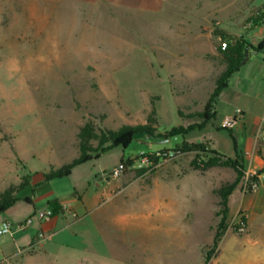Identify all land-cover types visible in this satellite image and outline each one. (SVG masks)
<instances>
[{"label": "rangeland", "instance_id": "374dc122", "mask_svg": "<svg viewBox=\"0 0 264 264\" xmlns=\"http://www.w3.org/2000/svg\"><path fill=\"white\" fill-rule=\"evenodd\" d=\"M263 12L264 0H0V197L30 175L40 177L76 159L78 135L88 122L101 134L147 125L153 117L156 136L202 123L197 115L223 70L222 35L243 36L257 46L264 37L255 38L252 30L264 23L252 21ZM224 108L216 107L217 120L193 143L211 149L206 138H212L227 153L229 133L213 128L226 117ZM182 141L137 136L127 148L111 149L67 178L23 189L19 197L33 201L49 191L70 196L71 187L93 194L122 159L146 154L151 162L150 168L133 163L119 179H108L119 185V194L101 210L88 207L80 225L60 223L55 256L47 255L44 263L206 264L212 251L214 264L228 233L245 238L248 216L238 209L242 178L229 198L225 234L213 250L223 220L217 192L235 183L238 173L224 166L207 169L210 157L199 150L175 151L161 164L169 152L158 151ZM163 193H174L165 203H174L179 215H164L158 200ZM42 203L10 210L32 224L19 230L20 223L9 219L13 234L0 235V264L15 260L12 241L29 247L40 225L37 213L47 211Z\"/></svg>", "mask_w": 264, "mask_h": 264}, {"label": "crops", "instance_id": "0c3cea01", "mask_svg": "<svg viewBox=\"0 0 264 264\" xmlns=\"http://www.w3.org/2000/svg\"><path fill=\"white\" fill-rule=\"evenodd\" d=\"M252 31H255V38L264 37L263 27H256L255 30ZM221 105L225 106L224 115L226 117L219 126H213V128L217 133L221 130H225L229 133V146H227L228 154L226 152V154L221 152L222 145L215 144L212 138H206L211 141V149L216 150L224 157L232 160H235L238 154L242 155L246 162V169L251 162L257 166H261L263 163L261 158V150L263 147L262 139L264 138V133H260L261 127L264 124V50L260 53L249 54L245 65L230 78L228 89L220 98L218 106ZM228 117H237L238 119L236 125L231 129H227L223 126L224 120ZM208 126L204 130H197L190 133L186 138L187 141L193 143L197 142L198 138H205L198 133L204 132ZM163 150H167L169 153L175 152L174 148ZM130 159L135 160V158ZM136 162L137 161H134V163ZM165 163H168V161ZM46 173L47 172H43V175H40V177H36L39 172L30 175V183L27 187L35 188L48 182L54 183L60 180L55 179L46 181L44 177ZM99 186L100 185H98V187ZM118 186V184L104 178L101 180V189L93 194L85 195V193L71 187V194L67 197L55 191H49L40 197H36L34 201L31 198H21V201L17 202L4 213V217L2 219L0 218V223L10 221L9 219L22 223V219L15 216L16 213H11L10 210L17 208L22 203H33L37 205L39 200L43 202L42 204H46L45 209L47 211L38 212V218L40 213H51L52 216L49 220L39 219L40 225L28 248L18 247L17 243L12 241L11 243L16 249V252L13 253V258L15 260L13 261L11 257L5 258L1 264L5 263V260H12L13 264H45L44 259L47 255L51 254V256H55L56 249L52 242L54 237L60 234L61 230L58 229L60 223L64 222L66 228L78 224L80 225L85 216L89 214L88 207L96 206L97 209L101 210L103 205L105 206L106 203L112 201L113 198L111 197H115L119 194H115V190ZM168 188L170 191L171 187ZM240 194L241 201L238 209H243L247 213L248 234L245 238L239 239L236 235L228 233L221 242L220 255L217 257L214 264H264V192L243 190V193ZM174 197V193H163L162 196L158 197L160 203L162 200L161 205L164 215L180 214L179 209L174 203H172V205L165 203V199L172 200ZM27 199H29V202L26 201ZM55 204L58 205L60 209L56 214L54 213ZM21 208L23 207H19L17 211L14 212L18 213ZM80 211H84L83 216H79ZM28 250H31L32 253L26 254ZM223 251L229 253V258H227V255L224 256ZM240 255L243 257L241 258L244 259L243 261H240ZM58 260H60V258Z\"/></svg>", "mask_w": 264, "mask_h": 264}, {"label": "trees", "instance_id": "16d2710c", "mask_svg": "<svg viewBox=\"0 0 264 264\" xmlns=\"http://www.w3.org/2000/svg\"><path fill=\"white\" fill-rule=\"evenodd\" d=\"M252 23L254 24V26H260L261 24H263L264 12L258 16H255ZM222 39L224 43L227 44V47L225 49H222V46L219 48L223 70L215 79L214 92L207 100L204 111L197 115L202 120V123L190 125L187 128H185L184 126L174 127L166 131L164 134L156 136V128L152 127V124L156 123V119L153 117L149 118L147 125H127L123 126L118 131H109L101 134H98L96 132V128L93 123L88 122L81 128L78 135L80 142L79 156L71 163L66 164L58 169H51L49 172H47L44 176L46 181L67 178L72 174L73 170L76 167L99 158L107 151L117 147L127 148L137 136L146 135L151 138H157L160 141H168L172 138L181 137L183 141L175 146L174 151L189 153L199 150L206 153L210 157L208 163L206 164L207 169L224 166L231 167L238 173V179L235 183L224 186L217 192L218 196L221 199L220 205L223 208V220L220 223L215 234L214 244L212 247L213 250L217 249L227 229L226 219L229 213V198L237 189L242 178H244L246 162L244 160V157L240 154H238L235 160L228 159L223 155H220V153H218L216 150L209 149V146L201 143H189L186 138L190 133L197 130H204L209 124H212L217 120L216 107L220 102L222 94L228 89L230 78L245 65L249 54L260 53L264 50V39L257 46L249 45L246 42L245 37L243 36L240 38H231L228 35L223 34ZM178 114L182 116L181 112H179ZM92 141L99 143V147L97 149L92 148V146L90 145ZM163 152H167V150H163ZM218 155L221 157H218ZM121 163L125 166H129L134 163V160L130 158L122 159ZM29 179L30 176L18 188H12L8 190L0 197V215L4 214L17 202L21 201L19 194L29 185ZM26 201L29 202V199H27ZM59 210L60 209L58 205L55 204L54 213H58ZM212 255L213 253L211 251L207 256L206 264H212Z\"/></svg>", "mask_w": 264, "mask_h": 264}, {"label": "built area", "instance_id": "2783aa9c", "mask_svg": "<svg viewBox=\"0 0 264 264\" xmlns=\"http://www.w3.org/2000/svg\"><path fill=\"white\" fill-rule=\"evenodd\" d=\"M227 47V44L224 43L223 44V48L225 49ZM238 119L237 117H228L224 120L223 126L227 129H231L233 128L236 123H237ZM260 133H264V124L261 127ZM263 142V147L261 150V158L263 163L261 164V166H257L256 164H254L253 162H251L248 166V168L245 170L244 172V179H243V187L245 191H253V192H258V191H262L264 192V138L262 139ZM174 153H169V159L168 160H164L162 163H165L167 161L172 160V158L174 157ZM137 163H139V165L142 167H149L151 166V162L149 160V157L145 154H141L138 159H137ZM161 163V164H162ZM126 166L122 163H120L119 165H117L110 173H106L104 175V178L111 179V180H116L119 179L124 172L126 171ZM52 216L51 213H40L39 214V219L41 220H49L50 217ZM32 224L31 220H28L26 222H22L20 223L19 226V230H24L25 228H27L29 225ZM12 224L10 221H4L0 227V235H10L12 236ZM237 226L240 232H244L246 230V224L244 222L243 219H240L237 222ZM5 263L3 264H12L11 260H5Z\"/></svg>", "mask_w": 264, "mask_h": 264}, {"label": "water", "instance_id": "95a60500", "mask_svg": "<svg viewBox=\"0 0 264 264\" xmlns=\"http://www.w3.org/2000/svg\"><path fill=\"white\" fill-rule=\"evenodd\" d=\"M247 56H248V53H247Z\"/></svg>", "mask_w": 264, "mask_h": 264}]
</instances>
